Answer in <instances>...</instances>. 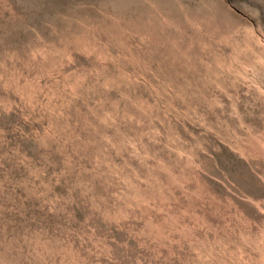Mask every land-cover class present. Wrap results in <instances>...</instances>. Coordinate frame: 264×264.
<instances>
[{
  "label": "rangeland",
  "instance_id": "rangeland-1",
  "mask_svg": "<svg viewBox=\"0 0 264 264\" xmlns=\"http://www.w3.org/2000/svg\"><path fill=\"white\" fill-rule=\"evenodd\" d=\"M0 264H264V0H0Z\"/></svg>",
  "mask_w": 264,
  "mask_h": 264
}]
</instances>
